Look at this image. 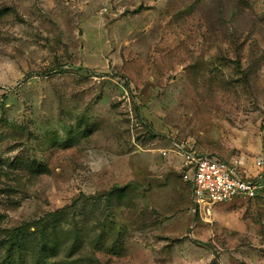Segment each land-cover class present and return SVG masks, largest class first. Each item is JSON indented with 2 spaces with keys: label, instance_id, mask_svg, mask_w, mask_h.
Returning a JSON list of instances; mask_svg holds the SVG:
<instances>
[{
  "label": "rangeland",
  "instance_id": "374dc122",
  "mask_svg": "<svg viewBox=\"0 0 264 264\" xmlns=\"http://www.w3.org/2000/svg\"><path fill=\"white\" fill-rule=\"evenodd\" d=\"M181 141L258 195L194 207ZM259 158L264 0H0V264L59 209L57 264H264Z\"/></svg>",
  "mask_w": 264,
  "mask_h": 264
},
{
  "label": "built area",
  "instance_id": "2783aa9c",
  "mask_svg": "<svg viewBox=\"0 0 264 264\" xmlns=\"http://www.w3.org/2000/svg\"><path fill=\"white\" fill-rule=\"evenodd\" d=\"M170 150L182 158L181 176L191 188V200L196 208L209 212L216 204L251 199L260 192V176L248 175L238 157L227 160L210 154L202 155L189 141L173 142ZM168 152L160 150L162 156H167ZM262 164L264 160L259 158L255 165L260 167Z\"/></svg>",
  "mask_w": 264,
  "mask_h": 264
},
{
  "label": "trees",
  "instance_id": "16d2710c",
  "mask_svg": "<svg viewBox=\"0 0 264 264\" xmlns=\"http://www.w3.org/2000/svg\"><path fill=\"white\" fill-rule=\"evenodd\" d=\"M63 213L64 209L48 212L36 221L6 230L1 264H57L50 261L58 254L51 237V231L57 229L48 226Z\"/></svg>",
  "mask_w": 264,
  "mask_h": 264
},
{
  "label": "water",
  "instance_id": "95a60500",
  "mask_svg": "<svg viewBox=\"0 0 264 264\" xmlns=\"http://www.w3.org/2000/svg\"><path fill=\"white\" fill-rule=\"evenodd\" d=\"M80 33H81V30H80Z\"/></svg>",
  "mask_w": 264,
  "mask_h": 264
}]
</instances>
